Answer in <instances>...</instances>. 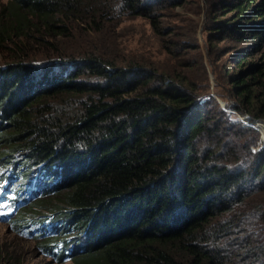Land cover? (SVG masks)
Here are the masks:
<instances>
[{"label": "trees", "instance_id": "1", "mask_svg": "<svg viewBox=\"0 0 264 264\" xmlns=\"http://www.w3.org/2000/svg\"><path fill=\"white\" fill-rule=\"evenodd\" d=\"M168 3H0V179L30 202L2 222L25 235L48 217L53 234L34 239L58 261L68 251L54 248L72 241V264H264L259 128L181 72L122 62L105 45L63 51L64 39L105 36L124 19L163 33ZM213 3L212 47L244 43L226 72L234 110L264 118V0Z\"/></svg>", "mask_w": 264, "mask_h": 264}, {"label": "rangeland", "instance_id": "2", "mask_svg": "<svg viewBox=\"0 0 264 264\" xmlns=\"http://www.w3.org/2000/svg\"><path fill=\"white\" fill-rule=\"evenodd\" d=\"M4 1L0 0V3ZM169 1L170 3L157 9L163 33H158L147 19H124L119 27L115 28L112 24L109 30L111 33L105 36L90 38L76 35L72 39H64L61 41L63 51L74 53L87 46L96 48L105 45V50L122 62L136 60L146 64L153 63L160 71L174 74L181 72L194 82L198 90L208 88V92L226 111L228 118L251 124L252 119L248 113L234 110L236 96L226 76V72H231L235 66V63H230V54L237 52L244 43L223 38L215 41L217 48L211 44L214 37L210 30L213 2L220 0ZM233 44H236L235 48ZM260 56L262 55L257 54L252 59L260 62ZM258 132L259 141L252 145L253 150H259L264 145V125H260ZM82 227L83 224H78L71 233L76 236ZM38 243L37 239L17 232L12 224L0 221V264H72V259L58 261L47 256ZM3 250L14 257L13 262L10 260L12 263L3 257Z\"/></svg>", "mask_w": 264, "mask_h": 264}, {"label": "clouds", "instance_id": "3", "mask_svg": "<svg viewBox=\"0 0 264 264\" xmlns=\"http://www.w3.org/2000/svg\"><path fill=\"white\" fill-rule=\"evenodd\" d=\"M12 203H13V201H12ZM30 204V202H27L26 204H24V205H22L18 210H17V212H20L23 208H25L26 206H28ZM16 212V213H17ZM16 213H13V214H16ZM13 214H11L10 215V217L8 218V219H10L11 218V216L13 215ZM49 220V218L47 217V218H45L43 221H38V222H33V223H30L29 225H28V228H24V229H22L23 231H24V233H25V235L26 236H28V237H30V238H35L34 236H36V235H38V234H42L41 233V231H37L35 228H33V226H37V224H43L44 222H45V220ZM0 221L2 222V221H6V219H0ZM51 223V222H50ZM51 225H52V227H53V229H55V225L53 224V223H51ZM27 230H29L30 231V233L31 234H28V231ZM49 235H52V234H49ZM49 235H46V236H49ZM73 239V238H72ZM59 247H62V248H59ZM75 248H76V245L74 244V243H72V241H67V242H64V243H62L60 246H58V247H55L54 249H57V250H55V253H58V251H65V252H67V253H65L64 255H63V259H62V261H66V260H70V258H71V254L74 252V250H75ZM67 249H69V250H67Z\"/></svg>", "mask_w": 264, "mask_h": 264}, {"label": "water", "instance_id": "4", "mask_svg": "<svg viewBox=\"0 0 264 264\" xmlns=\"http://www.w3.org/2000/svg\"><path fill=\"white\" fill-rule=\"evenodd\" d=\"M255 122V123H254ZM261 123H264V118H257V119H254L251 123V125L255 128H259Z\"/></svg>", "mask_w": 264, "mask_h": 264}, {"label": "snow or ice", "instance_id": "5", "mask_svg": "<svg viewBox=\"0 0 264 264\" xmlns=\"http://www.w3.org/2000/svg\"><path fill=\"white\" fill-rule=\"evenodd\" d=\"M12 209L9 207L8 211H11ZM5 213L3 211H0V215H4Z\"/></svg>", "mask_w": 264, "mask_h": 264}]
</instances>
